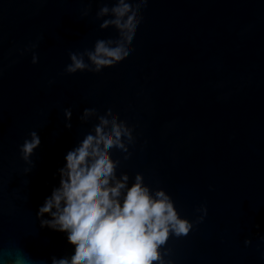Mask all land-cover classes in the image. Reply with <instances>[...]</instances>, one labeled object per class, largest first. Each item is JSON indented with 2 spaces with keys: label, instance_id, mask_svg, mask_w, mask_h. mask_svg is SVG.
Returning a JSON list of instances; mask_svg holds the SVG:
<instances>
[{
  "label": "water",
  "instance_id": "water-1",
  "mask_svg": "<svg viewBox=\"0 0 264 264\" xmlns=\"http://www.w3.org/2000/svg\"><path fill=\"white\" fill-rule=\"evenodd\" d=\"M117 2L0 0V264L71 256L37 213L105 116L130 132L108 150L116 179L140 175L192 225L164 264H264V0H132L131 40L102 27ZM120 40L131 51L96 71L88 53ZM71 54L86 68L68 72Z\"/></svg>",
  "mask_w": 264,
  "mask_h": 264
},
{
  "label": "clouds",
  "instance_id": "clouds-1",
  "mask_svg": "<svg viewBox=\"0 0 264 264\" xmlns=\"http://www.w3.org/2000/svg\"><path fill=\"white\" fill-rule=\"evenodd\" d=\"M102 8L100 15L108 13ZM114 19L106 21L116 25L131 40L139 20L132 0H118L112 8ZM131 51L124 41L112 44L98 41L89 59L99 71L122 59ZM72 63L67 71L74 73L86 65L82 58L71 54ZM70 119L71 112L66 111ZM88 110L85 111V115ZM105 116L80 142L79 146L65 155V166L59 170L60 184L45 198L38 209V217L47 214L41 226L64 232L67 241L75 245L71 256L53 258L52 264H153L164 261L159 252L170 232L186 235L192 225L179 217L173 202L164 191L150 193L143 179L137 175L135 183L128 187L127 175L115 177V162L109 149L124 147L122 135L130 137L129 130L112 118L111 128H105ZM71 127V125H66ZM22 146V155L27 160L40 144L36 133ZM4 264H27L23 256L4 258Z\"/></svg>",
  "mask_w": 264,
  "mask_h": 264
}]
</instances>
